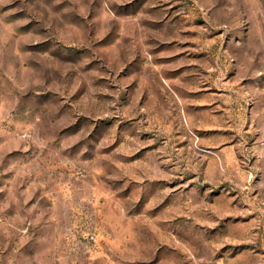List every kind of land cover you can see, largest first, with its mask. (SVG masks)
Wrapping results in <instances>:
<instances>
[{"label": "rangeland", "instance_id": "rangeland-1", "mask_svg": "<svg viewBox=\"0 0 264 264\" xmlns=\"http://www.w3.org/2000/svg\"><path fill=\"white\" fill-rule=\"evenodd\" d=\"M0 264H264V0H0Z\"/></svg>", "mask_w": 264, "mask_h": 264}]
</instances>
